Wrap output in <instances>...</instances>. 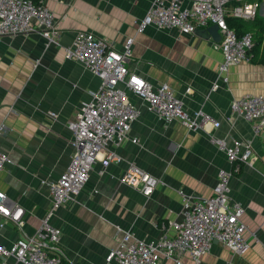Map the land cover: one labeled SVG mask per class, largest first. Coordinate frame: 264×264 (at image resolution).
<instances>
[{
    "label": "crops",
    "instance_id": "obj_1",
    "mask_svg": "<svg viewBox=\"0 0 264 264\" xmlns=\"http://www.w3.org/2000/svg\"><path fill=\"white\" fill-rule=\"evenodd\" d=\"M153 1L44 0L59 20L60 47L46 48L36 33L0 38V151L12 160L0 170V191L8 206L23 209L25 221L20 231L0 217L4 223L1 246L10 248L23 234L32 236L38 229L49 207L42 182L56 180L67 168L73 153L68 123L99 87L95 76L64 57L63 47L82 31L110 42L116 51L132 37L128 69L153 85L168 84L182 98L187 112L201 110L206 121L204 131L199 132H189L179 122L165 125L131 97L141 116L129 135L139 144L126 141L115 149L119 160L112 161L102 175L101 163H96L75 199L51 219L61 231L60 246L67 258L63 264H105L108 250L122 237L116 227L145 241L171 236L172 231L162 226L180 219L178 191L209 198L219 171L232 169L211 137L251 143V158L229 183L230 201L244 209L241 221L247 228L244 237L249 249L239 256L215 242L199 264H264V131L255 137L250 124L229 110L233 99L264 95V65L243 62L219 75L223 58L211 39L154 26L136 33ZM235 4L236 0H230L228 6ZM258 17L264 20V2ZM213 84L218 86L214 91ZM186 88H191L190 95L185 94ZM130 164L164 185L148 199L122 185L120 178ZM0 264L17 262L9 257L4 263L0 259ZM183 264H192L188 256Z\"/></svg>",
    "mask_w": 264,
    "mask_h": 264
},
{
    "label": "built area",
    "instance_id": "obj_2",
    "mask_svg": "<svg viewBox=\"0 0 264 264\" xmlns=\"http://www.w3.org/2000/svg\"><path fill=\"white\" fill-rule=\"evenodd\" d=\"M261 2L264 0H236L229 8L230 0H154L138 23L136 33L154 26L159 30H176L184 36L216 25L220 41L212 46L222 54L218 73L225 75L229 67L250 61L248 51L253 46L251 34L238 36L226 19L252 21L258 16ZM58 24L59 20L44 0H0V38L36 33L44 39L46 48L60 47ZM133 41L132 37L128 38L122 50L116 51L110 42L81 31L75 34L69 46L63 47L65 59L82 65L98 79L99 87L68 123L73 153L67 168L56 180L42 182L47 187L49 207L38 229L32 236L23 234L10 248L0 245L3 263L9 257L17 264L67 262L60 246L61 231L51 219L62 206L75 199L96 163H101L99 174L102 175L112 161L119 160L115 149L126 141L139 144L137 138L129 135L132 124L141 116L140 107L131 97L138 99L147 112L165 125L179 122L189 132L204 131L206 116L201 110L187 112L182 98L168 84L153 85L128 69L126 61L131 56ZM222 81L226 83L227 78L223 77ZM217 88V84H213L212 90ZM185 94L190 95L191 88H186ZM229 110L231 115L250 124L255 137L264 131V95L247 94L233 99ZM210 139L232 166L229 172L219 171L212 196L195 198L178 191L182 199L180 219L162 226L163 230L172 231L171 236L145 241L129 230L116 227L122 237L115 248L108 250L105 264H183L185 256L192 264H199L215 242L239 256L248 251L249 244L244 237L247 228L241 221L244 209L240 203L230 201L229 183L240 166L251 158V143ZM11 164L12 160L0 151V170ZM120 183L138 190L146 199L164 185L135 164L127 167ZM0 217L12 222L20 231L25 226L23 209L18 205L8 206L7 197L1 191ZM261 226L264 227V219ZM3 227L4 223L0 222V228Z\"/></svg>",
    "mask_w": 264,
    "mask_h": 264
},
{
    "label": "trees",
    "instance_id": "obj_3",
    "mask_svg": "<svg viewBox=\"0 0 264 264\" xmlns=\"http://www.w3.org/2000/svg\"><path fill=\"white\" fill-rule=\"evenodd\" d=\"M227 25L234 29L238 36L250 33L253 46L248 51L250 62L253 64L264 65V20L256 16L252 21H242L232 18L226 19ZM242 169V166H240ZM235 172V176H240L241 169Z\"/></svg>",
    "mask_w": 264,
    "mask_h": 264
},
{
    "label": "water",
    "instance_id": "obj_4",
    "mask_svg": "<svg viewBox=\"0 0 264 264\" xmlns=\"http://www.w3.org/2000/svg\"><path fill=\"white\" fill-rule=\"evenodd\" d=\"M194 33L199 34L204 38L211 39L214 43L220 41V34L216 25L209 26L206 29H196Z\"/></svg>",
    "mask_w": 264,
    "mask_h": 264
}]
</instances>
